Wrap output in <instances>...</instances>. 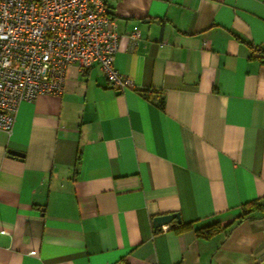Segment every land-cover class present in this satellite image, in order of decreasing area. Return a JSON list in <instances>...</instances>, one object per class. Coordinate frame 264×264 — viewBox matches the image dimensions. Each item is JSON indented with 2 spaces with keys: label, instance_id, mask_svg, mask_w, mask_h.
I'll return each mask as SVG.
<instances>
[{
  "label": "crops",
  "instance_id": "obj_1",
  "mask_svg": "<svg viewBox=\"0 0 264 264\" xmlns=\"http://www.w3.org/2000/svg\"><path fill=\"white\" fill-rule=\"evenodd\" d=\"M104 1L133 86L70 66L60 95L19 103L0 264H264V0ZM174 212L191 228H154Z\"/></svg>",
  "mask_w": 264,
  "mask_h": 264
},
{
  "label": "built area",
  "instance_id": "obj_2",
  "mask_svg": "<svg viewBox=\"0 0 264 264\" xmlns=\"http://www.w3.org/2000/svg\"><path fill=\"white\" fill-rule=\"evenodd\" d=\"M139 30L126 39L134 47ZM121 37L104 0H0V129L22 101L60 95L66 70L94 64L117 90L133 86L114 66Z\"/></svg>",
  "mask_w": 264,
  "mask_h": 264
},
{
  "label": "trees",
  "instance_id": "obj_3",
  "mask_svg": "<svg viewBox=\"0 0 264 264\" xmlns=\"http://www.w3.org/2000/svg\"><path fill=\"white\" fill-rule=\"evenodd\" d=\"M259 52L264 53V48H260ZM161 107L163 106V102L161 101L159 104ZM254 207H257V202L256 201H251L247 202L242 206V214L241 217L245 218L249 216V214L253 211ZM259 207V206H258ZM173 228L175 229H190L191 224L190 223H180V224H174L172 225ZM222 227L217 225V224H212L209 226H205L203 228H199L195 230V233L197 236L208 239L211 237L213 234L217 233ZM158 230V229H156Z\"/></svg>",
  "mask_w": 264,
  "mask_h": 264
},
{
  "label": "water",
  "instance_id": "obj_4",
  "mask_svg": "<svg viewBox=\"0 0 264 264\" xmlns=\"http://www.w3.org/2000/svg\"><path fill=\"white\" fill-rule=\"evenodd\" d=\"M10 152L17 154V155H21L20 153H18L16 151L10 150ZM180 222H181V219H180L179 213H177V212L158 215V216H155L153 219V225H154L155 229L161 228L163 225H166L169 223L171 225H174V224L180 223Z\"/></svg>",
  "mask_w": 264,
  "mask_h": 264
}]
</instances>
